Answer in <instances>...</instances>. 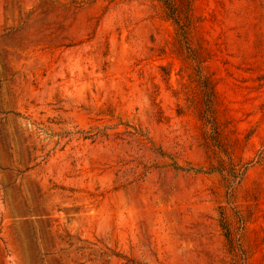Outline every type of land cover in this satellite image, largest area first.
Masks as SVG:
<instances>
[{
	"label": "rangeland",
	"instance_id": "obj_1",
	"mask_svg": "<svg viewBox=\"0 0 264 264\" xmlns=\"http://www.w3.org/2000/svg\"><path fill=\"white\" fill-rule=\"evenodd\" d=\"M174 1L0 0V264H264V0Z\"/></svg>",
	"mask_w": 264,
	"mask_h": 264
},
{
	"label": "trees",
	"instance_id": "obj_2",
	"mask_svg": "<svg viewBox=\"0 0 264 264\" xmlns=\"http://www.w3.org/2000/svg\"><path fill=\"white\" fill-rule=\"evenodd\" d=\"M164 3L166 9H167V15L174 19L176 21V23L179 25V28L181 29V32L184 34L185 30H186V26L184 23H181L180 20V16L179 13L177 11V6L174 0H160ZM211 92L213 93V89L211 88ZM223 228L225 229V235L227 237V239L229 241H231V235H230V231L229 228L227 227V225L224 223L222 224Z\"/></svg>",
	"mask_w": 264,
	"mask_h": 264
}]
</instances>
